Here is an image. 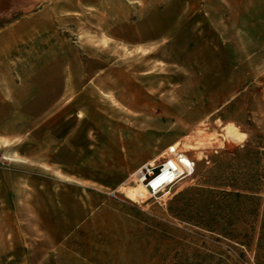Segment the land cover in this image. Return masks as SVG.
Segmentation results:
<instances>
[{"label":"rangeland","instance_id":"374dc122","mask_svg":"<svg viewBox=\"0 0 264 264\" xmlns=\"http://www.w3.org/2000/svg\"><path fill=\"white\" fill-rule=\"evenodd\" d=\"M0 33V264H264V0H0Z\"/></svg>","mask_w":264,"mask_h":264},{"label":"built area","instance_id":"2783aa9c","mask_svg":"<svg viewBox=\"0 0 264 264\" xmlns=\"http://www.w3.org/2000/svg\"><path fill=\"white\" fill-rule=\"evenodd\" d=\"M173 158L163 157V160L155 165L147 162L134 173L135 179L145 184L149 197L163 192L181 178L182 175Z\"/></svg>","mask_w":264,"mask_h":264},{"label":"crops","instance_id":"0c3cea01","mask_svg":"<svg viewBox=\"0 0 264 264\" xmlns=\"http://www.w3.org/2000/svg\"><path fill=\"white\" fill-rule=\"evenodd\" d=\"M13 33V28H8L6 30L3 31L2 34H5V33ZM0 33V38H1V35ZM10 48L9 46H7V48H3V50H1L0 48V59H1V53H9L10 51ZM14 75H13V72L11 71V67L10 66H6L4 65L3 67L1 66V61H0V80L3 79V81L7 80L8 81V84H7V89L8 90H5L3 88V90L1 91V88H0V104L2 103L4 106L6 107H10V106H13L15 107L16 105V90H15V87L16 85L14 84L15 81H14ZM1 85V83H0ZM11 114L8 113V117H5V119H10Z\"/></svg>","mask_w":264,"mask_h":264},{"label":"bare ground","instance_id":"6f19581e","mask_svg":"<svg viewBox=\"0 0 264 264\" xmlns=\"http://www.w3.org/2000/svg\"><path fill=\"white\" fill-rule=\"evenodd\" d=\"M6 158H12V157H9V156H5ZM23 161H25L24 159H22ZM174 161V160H173ZM175 162V161H174ZM175 164L177 165V163L175 162ZM178 167V165H177Z\"/></svg>","mask_w":264,"mask_h":264}]
</instances>
